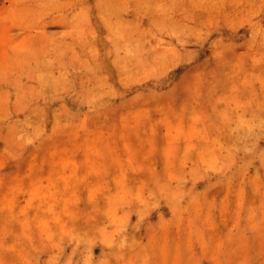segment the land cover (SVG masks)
I'll return each instance as SVG.
<instances>
[{"label":"rangeland","instance_id":"obj_1","mask_svg":"<svg viewBox=\"0 0 264 264\" xmlns=\"http://www.w3.org/2000/svg\"><path fill=\"white\" fill-rule=\"evenodd\" d=\"M136 10L0 0V264H264L261 158L186 130L259 112L264 0ZM137 38L161 62L119 70Z\"/></svg>","mask_w":264,"mask_h":264},{"label":"bare ground","instance_id":"obj_2","mask_svg":"<svg viewBox=\"0 0 264 264\" xmlns=\"http://www.w3.org/2000/svg\"><path fill=\"white\" fill-rule=\"evenodd\" d=\"M202 1L135 0V4L136 11H144L150 19H154L157 15L169 18L172 11H177L179 14L191 11V8H197ZM121 34L116 33L118 40L123 39ZM122 48L125 52V58L116 59L119 70H128V68H133L134 65L137 66L139 63L153 70L161 62L160 59L150 52L147 45L140 38L123 44ZM260 103L261 106L259 112L255 113V118L243 119L244 121L241 123L242 128H232L231 123H229L228 118L225 116L226 114L219 119L218 123L214 126L216 128H208L206 133L202 134V132H199L200 128H192V126L186 128L187 131L191 130L192 133H197L203 139V147H199L198 158L203 167L226 168L232 161L230 156L234 152L238 153L240 151H244L245 154L256 153L261 158L262 164H264V80L261 83ZM133 193L140 196V191L136 188L133 190ZM120 238L124 239L123 236H120Z\"/></svg>","mask_w":264,"mask_h":264}]
</instances>
